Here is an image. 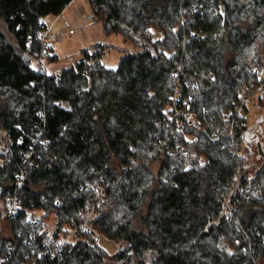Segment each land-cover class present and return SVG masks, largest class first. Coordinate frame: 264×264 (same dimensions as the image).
<instances>
[{
  "label": "trees",
  "instance_id": "16d2710c",
  "mask_svg": "<svg viewBox=\"0 0 264 264\" xmlns=\"http://www.w3.org/2000/svg\"><path fill=\"white\" fill-rule=\"evenodd\" d=\"M71 1L0 0V133L15 137L0 167V202L20 199L6 218L13 234L0 230V264H261L264 164L244 172L250 151L234 153L233 139L246 141L248 117L233 111L247 86L261 84L264 94V0H88L107 34L143 49L123 53L116 67L102 48L61 71L39 70L45 17ZM178 71L197 129L166 123ZM161 138L164 149L151 142ZM90 204L96 227L130 248L111 252L81 233L43 256ZM239 236L248 251L226 252L223 241L240 248Z\"/></svg>",
  "mask_w": 264,
  "mask_h": 264
},
{
  "label": "built area",
  "instance_id": "2783aa9c",
  "mask_svg": "<svg viewBox=\"0 0 264 264\" xmlns=\"http://www.w3.org/2000/svg\"><path fill=\"white\" fill-rule=\"evenodd\" d=\"M52 25H48L46 29L40 34V42L43 46V50L45 52V56H40L35 61V66L42 71L47 70L46 66V55L53 54V44L55 35L52 32L51 29ZM159 33L161 35L164 34V31L162 28H159ZM106 52H104V55ZM180 68V67H179ZM256 72H259V69L257 67L254 68ZM262 74V73H261ZM262 76H264L262 74ZM175 85L173 86L172 91L170 92V109L168 112V116L166 118L167 125H172L173 123L176 125L178 130H183L185 127H191L194 129H197L201 125V118L198 114V112L191 110L189 108H185L182 104L183 99V92L181 89V83L179 79V71L175 73ZM263 94V87L261 84L257 86H247L243 93H242V100L239 103L235 104L234 107V113L235 115L240 116H247L249 114V108L250 104L261 103V98ZM261 96V97H260ZM58 105H63L62 103H58ZM226 118H229V115H226ZM249 120V118H248ZM248 120H243V125L248 126ZM233 132V127L231 128ZM248 130V128H247ZM234 134V133H233ZM234 135H232L233 137ZM234 138V137H233ZM165 138H161L160 140L153 139L151 142L158 148V149H164L168 144L165 141ZM15 141V137L12 134H5L4 136L0 137V167H5L10 162V154L9 151L11 150V146L13 142ZM49 139H42V144L48 145ZM234 143V153L237 155H242L244 153V146L248 147L247 142L243 143H237L235 138L233 139ZM244 172H250L248 170ZM258 169V168H257ZM241 174L236 176V183L234 184L227 200L225 203V214L226 216L230 217L232 214L236 212V210L239 207V192L242 190L241 186ZM23 173L20 175V179L22 180ZM106 197V193L104 189H100L98 193V197ZM20 199L19 197L15 196L12 197L10 200H8L6 206L2 208V211L0 212L1 218H7L12 217L16 211V207L19 206ZM96 217V207L95 204H90L87 207V210L84 215V219L79 222L72 225H68L62 230L61 235L58 239V242L54 245V247H49L46 252H44L42 255H47V253L56 254L61 248L66 244H71L76 241L77 237L81 233H88L89 235L94 238L96 242L101 243L103 238H107L105 234H103L94 224V220ZM33 223H36V219H32ZM111 240V239H109ZM244 238L242 236H239L237 242L240 245V248H235L234 245H232L227 239L223 241V248L228 252L229 254H236V253H245L248 251L249 247L247 243H243ZM115 245L117 249L119 250H126L129 249L131 246V243L125 239L122 238L120 240L115 241ZM245 263V262H244ZM30 264H37V261H33Z\"/></svg>",
  "mask_w": 264,
  "mask_h": 264
},
{
  "label": "rangeland",
  "instance_id": "374dc122",
  "mask_svg": "<svg viewBox=\"0 0 264 264\" xmlns=\"http://www.w3.org/2000/svg\"><path fill=\"white\" fill-rule=\"evenodd\" d=\"M55 19L56 21L53 22ZM45 20L48 25H52L51 29L55 35L53 49L57 54V59L54 61H46L47 70L50 73L75 65L84 57L86 51L95 52L104 48L108 53L103 56L105 63L108 66L116 67L123 53L143 49V45H135L121 33L107 34L103 29V23L95 16L88 0H72L59 16L49 15L45 17ZM262 74L264 75V69ZM256 102L250 104L248 130L255 133L258 129L259 138L264 145V99L260 104ZM0 136H2L1 133ZM246 142L247 150L250 151L246 155L248 157V170L253 174L259 165L264 164V157L262 158L256 142L252 140ZM2 208L3 205L0 202V212ZM55 222L54 216L47 220L51 232L55 228ZM0 230L8 236L13 234L6 218H1ZM109 239L103 238L101 243L109 251L114 252L117 249L115 241ZM260 263L264 264V259H261Z\"/></svg>",
  "mask_w": 264,
  "mask_h": 264
},
{
  "label": "water",
  "instance_id": "95a60500",
  "mask_svg": "<svg viewBox=\"0 0 264 264\" xmlns=\"http://www.w3.org/2000/svg\"><path fill=\"white\" fill-rule=\"evenodd\" d=\"M156 55V57H157V52H156V50H152ZM27 56V55H26ZM261 97V96H260ZM250 135V133H249V131L248 130H246L245 131V133H244V136H245V140L246 141H255L256 143H257V145H258V148H259V152L260 153H262V154H264V151H263V146H262V142H261V140H260V138H259V135L258 134H256L255 136H253V137H251V136H249Z\"/></svg>",
  "mask_w": 264,
  "mask_h": 264
},
{
  "label": "crops",
  "instance_id": "0c3cea01",
  "mask_svg": "<svg viewBox=\"0 0 264 264\" xmlns=\"http://www.w3.org/2000/svg\"><path fill=\"white\" fill-rule=\"evenodd\" d=\"M55 21H56V19H55L53 22H55ZM53 22H52V23H53ZM53 48H54V44H53ZM105 52H106V51H105ZM53 53H55V52H54V49H53ZM55 54H56V53H55ZM107 54H108V53L106 52V55H107ZM248 131H249V133H250L249 136L253 137V136H255L256 134H258V131H259V130L256 129L257 132L255 131V133L251 132L250 130H248ZM252 133H253V134H252ZM248 142H250V141H248ZM253 142H255V141H253ZM248 144H249V143H248Z\"/></svg>",
  "mask_w": 264,
  "mask_h": 264
},
{
  "label": "flooded vegetation",
  "instance_id": "af4514ba",
  "mask_svg": "<svg viewBox=\"0 0 264 264\" xmlns=\"http://www.w3.org/2000/svg\"><path fill=\"white\" fill-rule=\"evenodd\" d=\"M262 145H263V144H262ZM263 151H264V145H263ZM259 155H260V154H259ZM261 155H262V158H263V157H264V154L261 153ZM263 160H264V158H263ZM263 162H264V161H263ZM262 164H263V163H262ZM262 164H261V165H262ZM261 165H259V167H260ZM259 167H258V168H259Z\"/></svg>",
  "mask_w": 264,
  "mask_h": 264
}]
</instances>
